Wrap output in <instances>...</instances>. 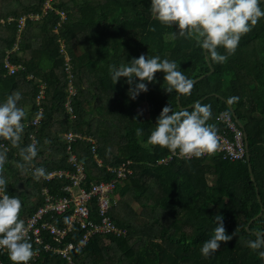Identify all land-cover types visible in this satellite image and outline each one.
Instances as JSON below:
<instances>
[{
    "label": "trees",
    "instance_id": "1",
    "mask_svg": "<svg viewBox=\"0 0 264 264\" xmlns=\"http://www.w3.org/2000/svg\"><path fill=\"white\" fill-rule=\"evenodd\" d=\"M45 2L0 0V22L4 21L0 23V103L14 91L22 94L18 106L24 108L27 118L21 146L32 143L34 135L39 151L33 166L43 167L47 174L67 170L66 143L61 136L79 133L97 138L98 157L105 166L98 168L94 163L90 144H75V152L86 166L87 184L103 178L108 166L130 162L133 171L110 213L127 235L94 237L73 252V264H126L128 260L133 264H264L258 250L246 244L256 239V232H264V18L241 38L226 63L217 64L194 39L173 38L178 26L170 28L155 19L151 0H54L52 10L39 21H27L19 38L20 49L10 55L11 62L23 70L8 76L4 60L18 41V19L42 15ZM260 2L264 10V0ZM61 12L66 15L64 22ZM9 18L13 21L8 22ZM61 42L71 58L77 90L71 99L75 120L64 108L69 80ZM218 51L226 54L223 47ZM142 54L175 61L193 81L191 94L167 93L164 73L157 72L152 83L145 81L148 91L131 99L126 78L114 84L109 66L127 65ZM42 84L46 85L40 103L43 113L33 127L31 121L38 111L35 98ZM230 97L239 99L229 104ZM196 102L211 105L208 123L215 124L218 132L224 126L216 121L217 115L227 111L234 116L246 133L249 161L173 157L159 164L171 152L148 143L157 117L165 106L191 111ZM100 118H109V129L117 132V140L95 131L94 120ZM137 129L142 130L141 136L136 135ZM0 144L8 148L6 194L21 200L20 218L25 223L44 205L45 188L54 197L68 195L63 191L67 180L42 182L33 178L31 170L22 173L15 167L16 162H22L18 149L2 139ZM151 198L155 200L149 203ZM131 202L136 203L134 210ZM138 209H149L152 220L136 224ZM217 213L224 218L226 233L234 236L205 258L200 248L214 234ZM64 221L65 216L57 217L59 227ZM79 236L78 232L68 242L79 240ZM38 252L39 258L28 264H67L43 249ZM0 259L2 264H12L6 249L0 252Z\"/></svg>",
    "mask_w": 264,
    "mask_h": 264
},
{
    "label": "clouds",
    "instance_id": "2",
    "mask_svg": "<svg viewBox=\"0 0 264 264\" xmlns=\"http://www.w3.org/2000/svg\"><path fill=\"white\" fill-rule=\"evenodd\" d=\"M260 5V0H151L150 10L161 24L170 28L178 26V32L172 33L173 38L194 39L210 61L224 64L235 53L241 38L264 18ZM220 47L225 49L226 54H220ZM109 71L114 84L126 78L128 94L133 100L140 93L148 91L145 81L152 83L157 72L164 73V81L168 85L165 91L169 94L175 90L179 94L190 95L193 89V81L183 74L178 64L168 59L162 60L160 56L149 58L142 54L127 65H110ZM21 99L22 94L14 91L0 103V139L9 141L18 149L22 162H16L15 167L22 173L31 170L33 178L39 180L47 176V171L43 167L33 166L39 151L38 142L33 140L27 146H21L25 131L23 121L27 118L24 108L18 106ZM238 99L230 97L228 103L232 104ZM211 118V105L208 104L196 102L191 111H173L171 106H165L157 117L148 143L167 148L173 154L178 150L179 156L188 159L215 154L220 140L216 125L208 123ZM142 134L141 129L136 130L137 136ZM7 163L8 148L0 144V249L7 250L12 264H28L37 255L38 249H33L25 222L20 218L21 200L6 194L4 172ZM223 219L219 213L214 216L217 224L214 234L200 248L205 258L215 254L221 242L227 243L233 239L234 233H226ZM255 235L256 239L246 244L250 249L258 250L259 257L264 259V232L258 231Z\"/></svg>",
    "mask_w": 264,
    "mask_h": 264
},
{
    "label": "built area",
    "instance_id": "3",
    "mask_svg": "<svg viewBox=\"0 0 264 264\" xmlns=\"http://www.w3.org/2000/svg\"><path fill=\"white\" fill-rule=\"evenodd\" d=\"M53 2L54 0H46L42 15L30 14L18 19V41L13 49L7 53V57L4 60V70H6L8 76H13L23 70L21 65H15L11 62L10 55L19 51V38L26 27L27 21H39L42 16L52 10ZM60 15L61 22H64L66 20L65 13L61 12ZM12 21V18L8 19V22ZM1 23L4 24V21H1ZM55 31L57 32V29ZM61 54L64 57L65 73L69 80L64 108L71 115V118L75 119L73 107H71V99L76 95L77 90L73 85L71 58L67 55L62 42ZM45 91L46 85L42 84L37 98H35L38 111L35 118L31 121L33 127H37L40 122L43 113L40 103L45 96ZM216 121L224 126L222 131L218 132L220 146L215 154H205L201 158L213 157L230 161L247 159L248 149L246 148L244 137L245 131L234 116L230 112L223 111L217 115ZM61 137L66 143L67 163L70 168L49 172L46 177L39 180L42 182L67 180L69 184L63 188V191L68 195L54 197L45 188L42 191L44 205L26 220L25 226L28 230V236L31 238L30 242L34 243L37 249H43L45 252L60 257L67 264H73V252L83 249L94 237L115 236L119 238L127 235V231L115 225L110 213L113 207L118 204V192L125 186L127 179L133 175V171L129 167L130 162L115 168L108 166L106 167V175H110V179H106L105 175L103 178L87 184L86 166L80 162L74 146L79 142L90 144L94 163L98 168H104L103 161L98 157L97 140H94L93 137L73 132L64 134ZM30 139L31 141L35 140V136L31 135ZM173 157L188 159L179 156L178 152L176 154L170 153L160 159L159 164L167 163ZM63 216H65L64 224L59 227L57 225V217ZM78 232L80 234L79 240L68 242V239L75 237ZM4 250L0 249V252ZM38 258L39 252L33 257V260L35 261ZM0 264H2L1 259Z\"/></svg>",
    "mask_w": 264,
    "mask_h": 264
},
{
    "label": "rangeland",
    "instance_id": "4",
    "mask_svg": "<svg viewBox=\"0 0 264 264\" xmlns=\"http://www.w3.org/2000/svg\"><path fill=\"white\" fill-rule=\"evenodd\" d=\"M140 105H141L142 108L145 106V104H143V103H141ZM75 119H72V120H75ZM100 119H102V120H98V119L94 120L95 131L98 132L99 134H104L106 136H109L110 138H114L115 140H117V136H115L117 134V132H114L113 129H109V126H110L109 121H108L109 118H107L106 120L103 119V118H100ZM95 139H97V138L94 137V140ZM152 187H153V189L157 188V186H152ZM154 200H155V198H151L149 203L153 202ZM117 201H119L118 198H117ZM130 207H132V209L134 210L135 207H136V203L135 202H131L130 203ZM137 212H138V215L135 218L136 224L144 225V224H147L150 220H152L151 215L149 214V209H147L145 211H143L142 209H138ZM162 222H163V220H162ZM113 260L116 261V259H113ZM128 263L133 264V262L131 260H128ZM128 263H126V264H128Z\"/></svg>",
    "mask_w": 264,
    "mask_h": 264
},
{
    "label": "water",
    "instance_id": "5",
    "mask_svg": "<svg viewBox=\"0 0 264 264\" xmlns=\"http://www.w3.org/2000/svg\"><path fill=\"white\" fill-rule=\"evenodd\" d=\"M237 121V120H236ZM238 122V121H237ZM239 123V122H238ZM240 125V124H239ZM241 126V125H240ZM244 137H245V140H246V148L248 149V143H247V136H246V133L244 132ZM247 161H249V153L247 152Z\"/></svg>",
    "mask_w": 264,
    "mask_h": 264
}]
</instances>
